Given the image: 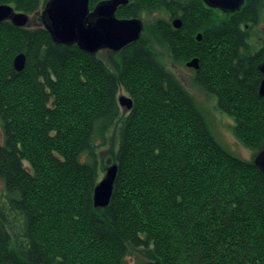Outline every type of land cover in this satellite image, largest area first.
<instances>
[{
  "label": "trees",
  "instance_id": "obj_1",
  "mask_svg": "<svg viewBox=\"0 0 264 264\" xmlns=\"http://www.w3.org/2000/svg\"><path fill=\"white\" fill-rule=\"evenodd\" d=\"M47 1L0 0L36 21H0V264H129L138 249L147 259L136 264H264V173L253 163L264 148V41L252 40L264 0L233 12L202 0H128L116 17L149 20L116 69L53 41L39 19ZM100 1L90 0L91 10ZM151 35L173 63L198 57L196 85L233 117L252 159L220 144ZM120 87L133 99L125 113ZM108 143L105 161L118 171L98 208L93 190Z\"/></svg>",
  "mask_w": 264,
  "mask_h": 264
},
{
  "label": "water",
  "instance_id": "obj_2",
  "mask_svg": "<svg viewBox=\"0 0 264 264\" xmlns=\"http://www.w3.org/2000/svg\"><path fill=\"white\" fill-rule=\"evenodd\" d=\"M90 0H48L40 13L44 27L49 31L53 41L61 44H77L78 47L91 54H96L101 48L119 51L120 48L139 39L143 30L140 17H116L119 5L127 4L128 0H103L95 4L90 10ZM211 8H218L223 12L237 11L245 0H202ZM9 20L15 26L29 23V15L24 11H16L10 4L0 3V21ZM172 24L179 28L180 18H175ZM201 39L200 33H197ZM26 55L18 53L13 59L17 71L24 68ZM198 57L188 61L187 66L198 69ZM262 76L258 93L264 96V57L258 63ZM119 103L127 109L133 106V99L126 95L119 97ZM253 163L264 173V148L256 152ZM117 163L109 164L102 178L93 190V203L96 207L104 208L110 200L117 174Z\"/></svg>",
  "mask_w": 264,
  "mask_h": 264
},
{
  "label": "rangeland",
  "instance_id": "obj_3",
  "mask_svg": "<svg viewBox=\"0 0 264 264\" xmlns=\"http://www.w3.org/2000/svg\"><path fill=\"white\" fill-rule=\"evenodd\" d=\"M4 4H6V3H4ZM123 5H125V4H123ZM11 6L13 7V5H11ZM16 11H18V10H16ZM19 11H21V10H19ZM39 18H40V16H39ZM175 18H179V17H174L172 19V21ZM147 20H149V19H144V20L142 19V21H144V23ZM172 21H171V23H172ZM35 24H36V21L32 20V15L30 14L29 15V23L27 25H24V26L35 25ZM197 33H200V32H196V34H195L196 36H197ZM254 33H256V34L254 35V38L252 40L255 42L254 44L260 45L261 42L264 41V21L259 25L258 28L254 29ZM141 34H142V31H141ZM141 34H140V36H141ZM200 35H201V33H200ZM150 37H152V35ZM201 37H202V35H201ZM152 38H153V42H152L153 46L158 51H160L162 53V57H164V59H166V63L168 64L169 68L177 75L178 79L181 80L185 89L189 90L193 94V96L195 97V100L198 101L200 106L207 113L208 122H210L211 129H212L213 133L216 134L220 144L224 145V147L229 152L237 155L238 157H240L242 159H247V160L252 159L253 155H254L252 153V151L250 149L246 148L244 145H242L238 141V139L236 138V136L234 135V133L231 130V124H233L235 122L233 117L232 116L230 117L226 113L219 111L216 108V100H215L214 96L207 94V92L204 89H202L198 84L196 85V83L193 79L194 72L191 70V69H193V70H195V69L187 66V64H186L188 61H190L191 59H193L195 57L187 59L184 66L173 63L171 61V58H169V50H168V48H166V45L163 43L161 44L157 38H155V37H152ZM139 39H140V37H139ZM121 49L122 48H120L119 51H113L109 48L108 49L107 48H101L97 51V53H98L99 57H101L106 62L107 65H109L113 69H116L118 67V64H119V52ZM198 66H199V61H198ZM121 95H126L129 97H131V96L128 93H126V91L122 87H120V89L118 91V95H117V102L121 106L120 108H121L122 112L125 113L128 111V109L126 108L125 105H122L119 103V97ZM113 132L114 131H111V133L109 134V137L111 140V144L113 145V148H114L116 145L117 139H116V137H112ZM109 147H110V145L108 143L106 146L101 148V151L99 153L100 160H102L103 164H104V165H102V169H101V167L99 168V171H100L99 180L102 178L103 174L106 172L105 168L109 164H111V163H106V161H105V158L110 155V148ZM24 163L26 164V167L29 168L28 163L26 161ZM98 181H97V183H98ZM136 258L138 260L139 259H141V260L147 259V256L145 255V251L143 249H138V250L134 251V255L128 256L129 264H136V261H137Z\"/></svg>",
  "mask_w": 264,
  "mask_h": 264
},
{
  "label": "bare ground",
  "instance_id": "obj_4",
  "mask_svg": "<svg viewBox=\"0 0 264 264\" xmlns=\"http://www.w3.org/2000/svg\"><path fill=\"white\" fill-rule=\"evenodd\" d=\"M90 10H91V8H90ZM223 12V11H222ZM40 19V18H39ZM41 20V19H40ZM42 21V20H41ZM143 22V30H144V21H142ZM42 23H43V21H42ZM44 25V24H43ZM143 30H142V32H143ZM132 43V42H131ZM129 45V44H128ZM127 46V45H126ZM125 47V46H124ZM199 67V66H198ZM196 70V69H195ZM133 104V103H132ZM128 110H130V109H128ZM99 208V207H98ZM137 259V258H136Z\"/></svg>",
  "mask_w": 264,
  "mask_h": 264
}]
</instances>
